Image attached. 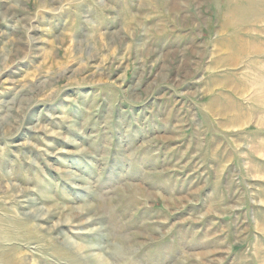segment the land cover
Returning <instances> with one entry per match:
<instances>
[{
  "label": "rangeland",
  "instance_id": "obj_1",
  "mask_svg": "<svg viewBox=\"0 0 264 264\" xmlns=\"http://www.w3.org/2000/svg\"><path fill=\"white\" fill-rule=\"evenodd\" d=\"M103 261L264 264V0H0V264Z\"/></svg>",
  "mask_w": 264,
  "mask_h": 264
},
{
  "label": "bare ground",
  "instance_id": "obj_2",
  "mask_svg": "<svg viewBox=\"0 0 264 264\" xmlns=\"http://www.w3.org/2000/svg\"><path fill=\"white\" fill-rule=\"evenodd\" d=\"M122 240V239H121ZM119 242H121V241H119ZM125 243V242H124ZM124 243H122V244H124ZM122 246V245H121ZM131 250V249H130ZM127 251H129V250H127ZM100 264H105L104 263V261L103 262H100Z\"/></svg>",
  "mask_w": 264,
  "mask_h": 264
}]
</instances>
